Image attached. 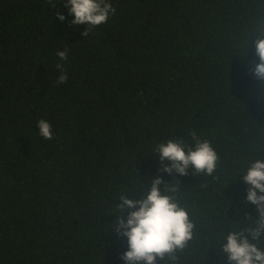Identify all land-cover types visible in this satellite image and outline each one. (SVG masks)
Instances as JSON below:
<instances>
[{
	"label": "trees",
	"instance_id": "trees-1",
	"mask_svg": "<svg viewBox=\"0 0 264 264\" xmlns=\"http://www.w3.org/2000/svg\"><path fill=\"white\" fill-rule=\"evenodd\" d=\"M65 2L0 0V264H125L127 238L109 230L119 196L139 200L158 176L196 224L178 260L158 264H229L216 242L257 218L243 174L264 161V81L251 72L264 0H111L116 14L86 37ZM192 132L216 171L162 172L157 144L194 148Z\"/></svg>",
	"mask_w": 264,
	"mask_h": 264
},
{
	"label": "clouds",
	"instance_id": "clouds-1",
	"mask_svg": "<svg viewBox=\"0 0 264 264\" xmlns=\"http://www.w3.org/2000/svg\"><path fill=\"white\" fill-rule=\"evenodd\" d=\"M65 6L69 15L74 16L73 25H87L85 37L92 28L106 24L110 16L116 14L111 0H66ZM57 18L62 22L66 19L60 13ZM255 49L259 63L251 72L256 79L264 81V39L256 40ZM70 51L65 47L62 51L57 50L56 55L66 61ZM57 69L60 71L57 84L66 83L68 75L64 65L57 64ZM37 128L42 138L53 139L52 125L47 120L40 119ZM192 137L196 140L194 148L186 147L176 139L157 144L154 153L159 156L162 172L187 176L193 168L197 174L213 175L219 159L217 152L209 141L196 139L195 132ZM243 180L247 186L244 203L256 206L257 218L246 214L251 223H243V226L239 221L235 225L230 223L229 228L235 230L228 231L216 242V247L222 256H227L229 264H264V161L256 159L252 162L243 174ZM148 181L150 188L140 189L143 195L139 200L127 194L119 196L115 213L118 219L109 229L114 228L118 238H127L128 250L121 255L125 264H158L165 257L177 261L176 253L182 252L194 236L196 224L175 195L180 191L178 184L165 182L162 176L148 177Z\"/></svg>",
	"mask_w": 264,
	"mask_h": 264
}]
</instances>
